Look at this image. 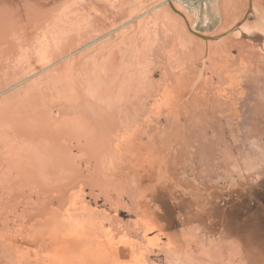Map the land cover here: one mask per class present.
Returning a JSON list of instances; mask_svg holds the SVG:
<instances>
[{"label":"rangeland","instance_id":"374dc122","mask_svg":"<svg viewBox=\"0 0 264 264\" xmlns=\"http://www.w3.org/2000/svg\"><path fill=\"white\" fill-rule=\"evenodd\" d=\"M85 1L68 13L79 43L85 22L92 40L105 36L72 58L67 76L81 103L54 99L52 70L25 71L40 78L37 108L54 114L43 117L55 131L41 141L63 142L75 161L43 171L31 160L40 137L0 133V264H89L71 248L97 237L118 243L110 258L123 264H264V202L252 211L231 200L243 190L264 200V46L235 49L193 33L223 30L217 0L194 8L189 0H91L84 13ZM59 9L47 23L61 20ZM6 46L0 55L13 54ZM1 82L0 108L8 102L17 116L24 102L32 106L25 93L2 100L11 91ZM0 123L3 132L8 122ZM93 127L98 149L87 145ZM135 248L143 261L130 260Z\"/></svg>","mask_w":264,"mask_h":264},{"label":"bare ground","instance_id":"6f19581e","mask_svg":"<svg viewBox=\"0 0 264 264\" xmlns=\"http://www.w3.org/2000/svg\"><path fill=\"white\" fill-rule=\"evenodd\" d=\"M77 1L78 0H0V45L8 43L9 47L6 46L7 50L10 49L12 50L10 52H13L12 55L11 54L0 55V79H2L0 80V82L3 81L1 83L4 84L2 92L9 93L11 91V94L9 93V95L3 97L2 100L11 101L19 98L22 95V93H25L24 101L31 100L32 102V106H30L31 104H27L26 102H24L21 105L20 107L21 111L17 116L15 114L14 108H12V106L9 105L8 102L3 103L0 108L1 109L0 117H4V120H6V122L8 123H7V128L5 127L6 129L0 133L5 134L4 131L8 132L12 130L16 134L22 136L23 138L34 135L39 139V137L42 134L43 135L45 134L46 136L48 135L47 130L48 133L52 135H53L52 132L55 131V130L52 131V129L49 127L51 129V131L49 132L50 130L48 128L49 125L46 126V124H44L48 128L47 129V128H43L41 124L43 117L54 116V114L50 111H42L36 106V103H38L39 96L41 95L40 89H38L40 88V86L39 83H37L40 80V78L31 80V75L30 76L25 75L27 74L26 72L36 70L40 73L43 70H52L51 74L53 79L57 82L56 88H58L57 90H52L53 94H56L54 99L58 98L57 94L58 95L62 94L70 102L68 103L70 106H74L80 102L77 97L75 98V91L72 83L73 80L72 78H69V75L67 76V74H69V72L72 71L73 68L74 63H72L73 62L72 58H75L78 52H82V54L84 53L86 54L89 51V49L92 47V45L95 44L100 38L104 37L105 35L99 36L98 38L92 40L90 35L91 34L90 29L92 24L91 22H85L83 24V38L82 40L80 39L81 43H79V40L77 39L79 26L73 20V16L68 15V13L71 14L75 13L76 15L77 12L79 11V5H73ZM90 1L83 2L84 13L85 11L86 12L88 11L87 9H89L88 7L90 5L88 6L87 3H89ZM196 1L204 2L205 0H189L188 1L189 3H186V5H188L191 8H194L193 5L195 4ZM67 3H70L69 5L72 4V8L69 12L65 14V12L60 7L65 6V4ZM59 8L63 11V12L60 11L61 13L58 14L60 15L59 18H61V20L55 18L53 21L49 20V22L47 23L48 19H50L51 12L54 13L53 11ZM21 35H27L28 38L22 39L20 38ZM23 43H26V45L25 44L23 45ZM21 48L22 50L25 48L24 50L25 53L21 55V57L23 56L22 58H24L23 60L18 59L20 58V56H18L19 54L17 52H19ZM38 63L39 65H41L40 68L35 67ZM109 65L111 66V64ZM5 67L6 70L3 71L2 69H4ZM110 68L111 67H109V69ZM10 69H13L12 73H16L17 74L16 77L18 78L22 75L25 76H23V78L21 79L16 78L18 80L15 79L14 80L15 83L10 84L13 81V79L9 81V78L8 79L6 78V73L11 71ZM116 70L117 68H115V71ZM118 74L115 75L116 78H118ZM4 77L6 79H4ZM106 78L109 79L110 77H106ZM69 80L72 82L69 83ZM105 80L107 83L110 82L107 79ZM25 84L28 85V87H26ZM91 91L92 90H89L88 94L92 97L93 94ZM100 100L102 99L99 98V101ZM13 117H15V119ZM65 129L68 130L66 131V133H69V128L65 127ZM95 129H96L95 127L90 129L89 131L90 135L89 134L87 135L88 137L90 136L89 137L90 140L88 139L89 142H87L89 149H94V148L96 149L97 145L99 148L104 144L102 139H100V136L96 134ZM74 136L77 140L79 139L78 138L79 135L74 134ZM56 140H58V137L56 138ZM58 143H54L55 147L59 148V149H55L53 147L54 146L53 143L52 144L44 143L41 141V137H40V139L38 141H35L34 144L37 146L36 149L39 150L34 151L31 160H34V162L37 163V165H39L38 163L43 162L45 164L44 165L41 163L42 164L41 167H43L42 168L43 171L44 170L47 171L49 169L50 170L63 169V166L60 165L70 163V161H72L73 159L69 158L70 153L67 152V150L63 149V145H64L63 142L58 141ZM47 144H51V146H49L48 148ZM91 152L94 155L100 153L93 150H91ZM74 161L75 160H73V162ZM35 166L31 167L32 169L28 168L27 170H35ZM73 168L71 167L70 169L73 170ZM30 187H32V185ZM43 212H47V211L44 209Z\"/></svg>","mask_w":264,"mask_h":264},{"label":"crops","instance_id":"0c3cea01","mask_svg":"<svg viewBox=\"0 0 264 264\" xmlns=\"http://www.w3.org/2000/svg\"><path fill=\"white\" fill-rule=\"evenodd\" d=\"M217 10L220 12L221 18L218 27H223L222 31L216 32L217 35L224 34L227 30L239 26L234 32L224 35L221 41L231 45V47H235V49L245 46V44L253 43H261L264 46V0H217ZM245 16L247 19L242 22L241 20ZM227 69L229 70L228 67ZM248 84L244 85V87L254 91L258 82L255 81V85ZM67 249L69 248H65L66 251H68ZM71 249L79 251V255L81 256L82 254L84 256V259L81 258L79 260L80 263L123 264L121 261H114L110 258V256L114 258L113 252L119 249V245L115 240L103 242L101 237H97V240L83 239ZM142 251H144L143 248H135V253L131 255L130 260L135 262L143 261L141 258Z\"/></svg>","mask_w":264,"mask_h":264},{"label":"flooded vegetation","instance_id":"af4514ba","mask_svg":"<svg viewBox=\"0 0 264 264\" xmlns=\"http://www.w3.org/2000/svg\"><path fill=\"white\" fill-rule=\"evenodd\" d=\"M243 22V21H242ZM241 22V23H242ZM218 35H222V34H218ZM249 189V188H248ZM249 192V193H248ZM246 191V190H243V192H240L239 193V191H238V195H234V197H232V199L231 200H234L233 198H235V201H236V203L241 207V204L243 205V203H247L248 204V208L249 209H251L252 211H254L257 207H260L261 206V204H262V202H264V200L263 201H260L259 199H257L256 197L257 196H259V195H257L256 196V194H250L251 192H252V190L251 191ZM248 193V194H247ZM244 194V195H243ZM245 194H247L246 196L248 197L249 195V199L247 200V198L245 197ZM261 194H263V196H264V191L261 193ZM260 197V196H259ZM261 199H262V197H260ZM264 199V198H263ZM256 204H258V205H256ZM224 205H225V202L224 203H222V204H220L219 206V208H217V210L216 211H218V209H221L222 207H224ZM252 211H250V212H252Z\"/></svg>","mask_w":264,"mask_h":264},{"label":"water","instance_id":"95a60500","mask_svg":"<svg viewBox=\"0 0 264 264\" xmlns=\"http://www.w3.org/2000/svg\"><path fill=\"white\" fill-rule=\"evenodd\" d=\"M239 28V26H236L230 30H227L224 34L222 35H208L206 33H203L202 31H199L195 28H190V30L195 33L196 35H198L199 37H201L202 39H205V40H217L221 37H223L224 35H227V34H230L232 32H234L235 30H237Z\"/></svg>","mask_w":264,"mask_h":264}]
</instances>
